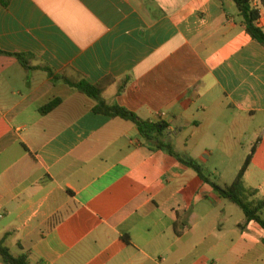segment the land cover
I'll return each mask as SVG.
<instances>
[{
  "label": "crops",
  "instance_id": "crops-1",
  "mask_svg": "<svg viewBox=\"0 0 264 264\" xmlns=\"http://www.w3.org/2000/svg\"><path fill=\"white\" fill-rule=\"evenodd\" d=\"M241 20L233 0L0 3V242L30 264H264L258 223L65 81L164 124L221 186L250 158L264 199V47Z\"/></svg>",
  "mask_w": 264,
  "mask_h": 264
},
{
  "label": "trees",
  "instance_id": "trees-1",
  "mask_svg": "<svg viewBox=\"0 0 264 264\" xmlns=\"http://www.w3.org/2000/svg\"><path fill=\"white\" fill-rule=\"evenodd\" d=\"M233 1L238 8L239 16L242 19L241 25L245 32L253 40L264 47V31L257 24L260 16L258 10L252 7L251 0ZM0 3L3 6H7L9 4V0H0ZM46 71L50 77H52L54 80H57V77L51 70L46 69ZM65 81L69 86L96 102L94 112L112 118H120L135 124L138 127L145 142L149 144L155 142L157 150L165 151L171 156L176 157L181 163L192 169L204 183L213 187V189L217 191L222 198L227 199L237 205L244 212L248 222L254 221L258 223L264 230V218L262 217V212L264 210V199L258 196V192L256 190L248 188L243 181L244 172L246 171V168L250 162V158L246 160L245 165L240 171L236 181L232 185L221 186L211 179V175H209L203 166L196 160L188 156L178 155L171 145L164 143L160 139V136H162L163 132L167 129L164 124H151L142 120L137 115L125 108L120 106H109L103 98V89L98 85H92L86 81ZM59 102L60 101H55L51 103L49 106L43 109V112L54 109L59 104ZM125 241L129 243V237H126ZM0 257L3 264H30L25 255L19 257L14 256L10 249L2 242H0Z\"/></svg>",
  "mask_w": 264,
  "mask_h": 264
},
{
  "label": "rangeland",
  "instance_id": "rangeland-1",
  "mask_svg": "<svg viewBox=\"0 0 264 264\" xmlns=\"http://www.w3.org/2000/svg\"><path fill=\"white\" fill-rule=\"evenodd\" d=\"M13 252H16V248L15 247H13Z\"/></svg>",
  "mask_w": 264,
  "mask_h": 264
}]
</instances>
